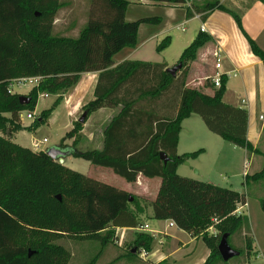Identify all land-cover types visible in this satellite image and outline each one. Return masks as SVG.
Returning <instances> with one entry per match:
<instances>
[{
	"label": "trees",
	"instance_id": "obj_1",
	"mask_svg": "<svg viewBox=\"0 0 264 264\" xmlns=\"http://www.w3.org/2000/svg\"><path fill=\"white\" fill-rule=\"evenodd\" d=\"M130 1L90 0L85 22L71 35L55 31L58 12L66 3L63 0H0V129L4 133L0 134V264H68L73 251L62 241L66 238L85 244L83 264H95L112 241L114 228L136 226L147 205L152 217L172 220L202 239L209 253L201 264H228L217 247L221 235L228 233V242L234 247L231 236L243 228L249 232L247 215L235 211L246 202L244 192L177 172L179 164L203 151L176 152L181 122L192 112L223 139L248 152H258L246 136L247 110L221 99L224 77L220 76L213 95L185 84L190 62L210 35L198 30L180 53L177 63L181 62V67L175 75L166 70L164 62L124 60L111 66L117 51L137 44L140 23L160 20L156 16L126 19ZM150 1L181 5L187 17L194 12H202L204 17L214 8L226 9L219 0ZM232 15L241 26L239 16ZM247 39L264 65V50L249 36ZM169 41L166 35L156 49H163ZM94 70L99 73L94 98L82 107L84 120L73 121L57 147L61 156L70 154L110 167L126 181H135L139 173L159 176L161 182L151 201L140 203L134 194L59 162L46 149L33 150L9 138L23 127L21 111L34 110L39 93L56 94V98L29 128L46 121L61 94L78 81L81 72ZM22 75L42 78L26 93L9 92V80ZM20 94L30 100L21 103ZM118 105L119 110L103 129L102 147L77 148L75 142L87 116L100 107ZM72 137L71 144L64 142ZM161 152L167 156L165 162ZM262 155L260 170L245 178L264 184V152ZM259 206L264 212V198ZM153 240L150 233L136 231L126 251L113 260H133L140 249L150 251ZM252 240L245 234L244 246L234 247L248 260Z\"/></svg>",
	"mask_w": 264,
	"mask_h": 264
},
{
	"label": "crops",
	"instance_id": "obj_2",
	"mask_svg": "<svg viewBox=\"0 0 264 264\" xmlns=\"http://www.w3.org/2000/svg\"><path fill=\"white\" fill-rule=\"evenodd\" d=\"M219 1L226 9L214 8L207 12L204 17H202V12H194L192 16L187 17L186 10L184 8L181 13V17H179L178 22L194 18L198 19L200 21L199 30H201V26L203 25V31L208 33L211 37L206 44L198 49L196 58L190 62L185 84L188 87L196 88L208 95H213L214 89L218 86L213 83L211 76L218 70L221 74L220 76L224 77L225 79L224 90L221 95L222 101L234 106L243 107L247 110L246 136L252 145L258 149V152H248L245 148L240 147L242 148V153H240L242 161L241 175L243 177L241 182L242 190H237V188L234 186H230L229 188L239 192H244L245 194L246 202L237 206V208L239 207V212L237 213L247 215L249 232H246V230L243 228L240 234L250 235L252 233L251 235L253 240L250 257H256V255H261V253L264 252V229L259 235H255L253 232L256 219L264 222V212L259 207V200L264 198V184L260 181L246 179L245 175L252 174L260 170L263 164V159L261 157L258 159V154H262L264 152V148H260L259 146L260 143H264V65L262 59L252 52L247 36L252 38L258 44V46L264 50V3L260 0ZM135 3H140L144 6H151L159 2L150 0H136L135 2L130 1L126 9V19L128 20H131V17L135 18L136 15H138L129 11V9L131 10V8L133 9L135 7ZM167 6L168 11L173 13L178 5L168 3ZM232 12L239 16L241 26H239L234 19ZM182 29L184 30L185 27L182 26ZM139 30L140 25L138 32ZM159 31H162V27L159 30H145L142 40L137 37V44L134 47H123L113 55V63L111 66H115L124 60H142L151 62H164L166 64L165 67H169L167 62L164 60H143L141 58L132 56L136 52L140 43L153 38V36ZM216 49L219 50L221 54V65L219 68L215 67L216 60L214 57L212 56V58L209 56ZM98 73L99 71L97 70L81 72L78 81L61 94L62 97L60 99V103L62 104L63 110H58L57 114H61L64 117L65 125L69 127L66 131L72 127L73 121L80 117L83 105L94 98V88L97 82ZM49 95L55 96L56 98V94L49 93ZM119 108V105L112 107L105 106L92 111L87 116L85 122L82 125V129L77 136L78 138L75 142L76 147L79 149L101 148L103 145V129L112 116L119 110ZM52 111L47 119L51 118ZM192 113H190L189 116ZM260 115H262V117H260ZM189 116L184 118L181 122L178 143L181 139L183 123ZM73 139V137L67 138L64 142L66 144H71ZM83 146L86 148H83ZM223 147L227 146L223 145ZM200 148H203V151L199 154L205 153L207 151L205 147ZM31 149L35 150L34 148ZM42 149H47V146L43 145ZM177 153L180 154L179 152ZM71 156L72 155L70 154L63 155L62 163L65 162V159H68L71 162ZM252 163H254L253 168L251 167ZM80 172L111 185L114 184L112 181L110 182L109 179H120L121 177L114 173L110 167L94 164L90 161L87 163L86 170L84 169ZM121 178L125 180L123 177ZM149 178L151 177H147L139 173L136 177V180L131 181V183L134 185L131 189H120H124L134 194L140 203H142L143 199L151 201L156 196L161 178L159 176H154L151 178L152 180H155L154 192L151 194V197L148 196L147 189H144L143 186L139 184L141 179L148 180ZM205 181L209 182L210 180L206 179ZM250 190L253 192H250ZM251 202L255 203L259 210L257 212L258 217H252L251 212L248 210ZM148 206L149 205L144 208L143 212L139 213V223L136 225L138 226L139 224H146L148 226L147 229L138 230L136 229V226H116L114 228L116 236L121 235L125 237V240H122L123 242L130 238L126 234L127 230L130 231L129 236H132V234L136 231L150 233L154 240L152 249L147 251L148 254L145 257V260H148L149 262L148 264H154L161 260H166L167 264H201L209 253V249L206 247L202 239L200 237L192 236L190 233L176 226L175 223L174 225H169V219H163L166 221L163 226L150 228L151 225L149 220L143 219V217H146L144 214ZM132 207L134 206L132 205ZM245 208L247 213L244 211ZM147 217H152V209L151 213L147 214ZM169 228H172V230ZM209 229L210 231L213 230V228ZM242 237V244L244 245V236ZM197 240L201 241L199 242Z\"/></svg>",
	"mask_w": 264,
	"mask_h": 264
},
{
	"label": "rangeland",
	"instance_id": "obj_3",
	"mask_svg": "<svg viewBox=\"0 0 264 264\" xmlns=\"http://www.w3.org/2000/svg\"><path fill=\"white\" fill-rule=\"evenodd\" d=\"M63 1L66 3L58 12L57 18L55 20V31L76 35L81 24H83L87 18L90 0ZM131 1L135 2L136 0ZM167 4L168 2H159L155 3V5L144 6L140 3H135V7L133 9L131 8V10L129 9L130 12L138 14L135 18L146 15L156 16L160 19L156 20L155 22H143L140 24V30L138 32V37L140 38V40H142V37L145 34V30H159L162 27V31L156 33L153 38H150L140 43L137 47L136 52L132 56L141 58L143 60H164L165 62H167L168 66H173L177 63L178 57L182 52L183 48L191 42L196 32L199 30L200 21L196 18L190 20H185L184 18L185 21L178 22L184 7L181 5L179 6L177 4L178 6L175 8V11L171 13L168 11ZM135 18L131 17V19ZM182 26L185 27L184 30L182 29ZM166 35H169L170 37L168 45H166L161 50H157V44ZM209 56L212 57V53ZM178 71L179 69L176 72ZM29 88L30 85L21 87L14 85V90L20 93H26ZM54 99L55 96H45L43 93H39L35 109L32 111H21L20 121L23 127L20 130L16 131L10 137V140L19 143L23 146L34 148L35 150L42 149L43 145L47 146V149L51 147L58 148L57 146L60 143V138L69 128L65 125L64 117L61 114H57L58 110H63L60 100L55 103L51 118L46 119V121L44 122H41L35 128H29V125L33 123V120L39 117V112L42 109L52 105ZM27 112L34 113V117L27 118ZM0 134L3 135L1 129ZM43 137H45L46 141H43L41 143V146L38 147V149L35 148L34 144L42 140ZM223 145L227 147H223ZM263 145L264 143H260V148H264ZM200 147H205L207 151L205 153L199 154L195 158H189L188 160H184L181 164H179L177 172L180 175L203 180L208 179L210 180L209 182L219 184L221 186H234L235 188H237V190H242L241 182L243 177L241 175L242 161L240 157V153H242V148H240V146L236 144L223 140L221 136L214 133L206 126L205 122L198 113L194 112L183 123L181 139L177 146V152L181 153L184 151H193ZM83 148L86 147L83 146ZM258 155V159L260 157L263 159L262 154ZM70 159H72L71 162L70 160L65 159L64 164L73 167V169L76 168V170L78 171H82L84 169L86 170L87 163H89L88 160L74 156H71ZM253 166L254 163H252L251 167L253 168ZM151 178H149L148 180L141 179V181L139 182V184H141L144 189H147L148 196L150 197L152 196L151 194L154 192L155 186V180H152ZM109 180L110 182L112 181L113 184L119 188L131 189L134 186L133 183L123 180L121 177L120 179L116 178L113 180ZM250 192L253 191L250 190ZM248 210L251 212L252 217H258L257 212L259 210L255 203L251 202ZM244 211L245 213H247L246 208L244 209ZM150 213L151 207L148 206L144 214V216L146 217H143V219L149 220L151 225L150 228H157L158 226H163L166 223V221L163 219L147 217V214ZM256 221L253 232L255 235H259L264 229V222L260 221L259 219H256ZM169 229L172 230V228ZM126 234L130 238H128L127 241L118 243L117 236L114 230V233L111 237L112 241L109 242L108 245L105 247L104 251L102 252L101 256L98 258L95 264H107L109 262V264H148V260L142 258L139 253L133 260H128L127 257H117V260H113V258L118 256L119 253L121 254L125 252L128 248L130 244L129 241L132 236H129L130 231L128 230L126 231ZM242 236H245V234L242 235L240 234V232H236L231 236L230 242L234 247L242 248V246H244L242 244ZM62 241L67 243L73 251V255L71 256L68 264H83L82 259L85 257L84 252L86 245L83 243L78 244L77 241H73L70 238H66L65 240L62 239ZM197 241L200 242L201 240ZM227 263L264 264V252H262L261 255H256V257H250L249 260L246 254L243 252L241 254H237L229 258Z\"/></svg>",
	"mask_w": 264,
	"mask_h": 264
},
{
	"label": "built area",
	"instance_id": "obj_4",
	"mask_svg": "<svg viewBox=\"0 0 264 264\" xmlns=\"http://www.w3.org/2000/svg\"><path fill=\"white\" fill-rule=\"evenodd\" d=\"M203 28H204V26L202 25V26H201V30H203ZM212 55H213L214 59L216 60V62H215V67H216V68H219L220 65H221V54H220V51L216 49V50H214V51L212 52ZM220 75H221V74H220L219 71L217 70V71L211 76L213 83H214L215 85H217V86L220 85ZM41 78H42V75H22V76L13 77V78H11V79L9 80V83H8V91L11 92V93H13V92H17V91L14 90V85L19 86V87H21V86H26V85H30V88H31V87L37 85L38 82H39V80H40ZM30 88H29V89H30ZM29 89H28V90H29ZM41 93H43L45 96H48V95H49L48 92H41ZM26 117H27V118H33V117H34V113H32V112H27V113H26ZM260 117H262V115H260ZM43 141H45V138H43V139L40 140L39 142H36V143L34 144L35 148L38 149V147L41 146V143H42ZM40 150H41V149H40ZM235 211H236V212H239V207H238V208L236 207ZM169 225H174V222H173L172 220H170ZM147 228H148V226H147L146 224H143V225L139 224L138 226H136V229H138V230H144V229H147ZM209 228H212V226H210ZM124 238H125V237H123V236H121V235H120V236H117V242H118V243H121L122 240H125ZM147 254H148V253H147V251H146L145 249L142 248V249L139 250V255H140L142 258H145V257L147 256Z\"/></svg>",
	"mask_w": 264,
	"mask_h": 264
},
{
	"label": "water",
	"instance_id": "obj_5",
	"mask_svg": "<svg viewBox=\"0 0 264 264\" xmlns=\"http://www.w3.org/2000/svg\"><path fill=\"white\" fill-rule=\"evenodd\" d=\"M181 67V62L176 63L173 66H169L166 67V70L171 74V75H175L176 71ZM18 99L21 103H27L30 100V97L24 95V94H20L18 96ZM84 115L85 112L83 111L80 115V117L78 118L80 121L84 120ZM46 153L51 156L52 158H57V160L59 162H62V152L55 147H51L46 149ZM161 158H163L164 162L167 160V156L164 152L160 153ZM57 198L60 199V195L57 194L56 195ZM218 251L219 254L222 258V260L227 261L229 258H231L234 255L239 254V250L232 247L229 242H228V233H224L221 235L219 242H218Z\"/></svg>",
	"mask_w": 264,
	"mask_h": 264
}]
</instances>
